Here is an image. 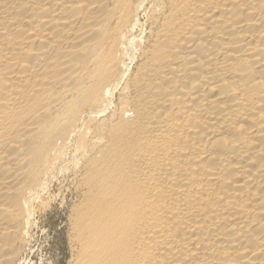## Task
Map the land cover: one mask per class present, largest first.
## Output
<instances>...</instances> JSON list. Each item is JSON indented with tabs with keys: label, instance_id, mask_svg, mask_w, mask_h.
I'll list each match as a JSON object with an SVG mask.
<instances>
[{
	"label": "bare ground",
	"instance_id": "obj_1",
	"mask_svg": "<svg viewBox=\"0 0 264 264\" xmlns=\"http://www.w3.org/2000/svg\"><path fill=\"white\" fill-rule=\"evenodd\" d=\"M65 180L67 264H264V0H0V264Z\"/></svg>",
	"mask_w": 264,
	"mask_h": 264
},
{
	"label": "rangeland",
	"instance_id": "obj_2",
	"mask_svg": "<svg viewBox=\"0 0 264 264\" xmlns=\"http://www.w3.org/2000/svg\"><path fill=\"white\" fill-rule=\"evenodd\" d=\"M60 182L62 185L56 183V189L54 188L59 200L51 206V210L48 208L36 216V224L32 226V231L30 230V239L19 264H67L70 253L66 216L68 206L74 201L75 195L70 190L68 180ZM63 197L67 201L65 205L61 204Z\"/></svg>",
	"mask_w": 264,
	"mask_h": 264
}]
</instances>
